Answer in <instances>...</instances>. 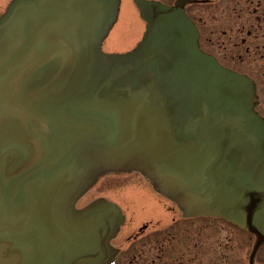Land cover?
I'll list each match as a JSON object with an SVG mask.
<instances>
[{
	"label": "water",
	"instance_id": "obj_1",
	"mask_svg": "<svg viewBox=\"0 0 264 264\" xmlns=\"http://www.w3.org/2000/svg\"><path fill=\"white\" fill-rule=\"evenodd\" d=\"M121 0H13L0 17V264H109L124 216L77 201L100 177L140 173L186 218L264 246V120L253 82L199 46L185 12L135 0L146 30L102 44Z\"/></svg>",
	"mask_w": 264,
	"mask_h": 264
},
{
	"label": "rangeland",
	"instance_id": "obj_2",
	"mask_svg": "<svg viewBox=\"0 0 264 264\" xmlns=\"http://www.w3.org/2000/svg\"><path fill=\"white\" fill-rule=\"evenodd\" d=\"M156 1L169 5L173 0ZM127 4L122 9L120 22L105 41L106 52L128 50L143 36L144 27L138 12L131 0ZM245 7L242 3V10L246 11ZM222 11L223 7L219 6L214 15L218 17L221 12V16ZM226 12L229 16L228 9ZM217 21L218 18L214 23L210 19L209 31L205 29L213 50L219 49ZM230 41L227 42V52L233 50V40ZM135 177L124 174L104 177L77 204L82 208L96 199L106 198L121 206L126 216H137V221H141L139 226L149 224L140 242L128 243L127 237L122 235L113 242L115 249L120 251L115 264H249L253 236L222 220L182 221L177 215L180 213L171 208L170 203L156 198L147 182ZM151 219L161 221V224L156 223L161 226L155 229ZM255 264H264V248L258 253Z\"/></svg>",
	"mask_w": 264,
	"mask_h": 264
},
{
	"label": "flooded vegetation",
	"instance_id": "obj_3",
	"mask_svg": "<svg viewBox=\"0 0 264 264\" xmlns=\"http://www.w3.org/2000/svg\"><path fill=\"white\" fill-rule=\"evenodd\" d=\"M128 1L129 0H121V12L123 8L127 7ZM176 1L177 0H173L172 3L174 4ZM195 1L196 3L187 5L186 9L200 31V41L203 51L214 56L222 66L246 75L253 80L257 92L256 111L264 118V0ZM11 2L12 0H0V9H2L0 15L7 10ZM131 2L132 6H135L134 0H131ZM242 3L247 6L245 7L246 11L242 10ZM219 6L223 7V11L222 15L220 16L221 12H219V16L217 17L214 15V12L219 10ZM226 9L229 10V16H227ZM211 14L213 17H210ZM216 18H218L217 31L219 34V49L213 50L209 43V38H206L205 29L209 31L211 24L210 19L214 23ZM119 22L120 17L118 23ZM231 39L233 40V50L228 49L227 52V42L230 43ZM137 43L132 48L124 50L123 52L111 51V53L128 52L132 50ZM162 204L165 205L163 202ZM178 216L180 215L178 214ZM151 220L152 223H154L155 229L161 226L156 224H161V221L157 219ZM180 220L196 221L184 220L182 217ZM140 223L141 221H137V216H135V218L134 216H126V221L114 241L122 235L123 237H127L128 243L132 242L133 244L140 242L149 228L148 223H143L139 226ZM152 231L154 233L157 232L156 230Z\"/></svg>",
	"mask_w": 264,
	"mask_h": 264
}]
</instances>
